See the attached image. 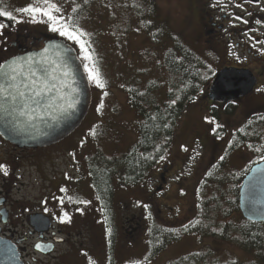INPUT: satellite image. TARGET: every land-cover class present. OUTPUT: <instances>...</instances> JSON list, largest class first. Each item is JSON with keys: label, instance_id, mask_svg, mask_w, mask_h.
<instances>
[{"label": "rangeland", "instance_id": "374dc122", "mask_svg": "<svg viewBox=\"0 0 264 264\" xmlns=\"http://www.w3.org/2000/svg\"><path fill=\"white\" fill-rule=\"evenodd\" d=\"M3 2L4 10L12 12L17 28L21 27L22 32L30 31L35 38L63 39L76 49L83 65L94 63L96 66L98 63L100 78L105 85L101 89L90 81L92 104L87 116L62 145L47 152L50 156L12 171L9 170L12 166L6 167L4 178L12 176L15 190L20 189L21 194L35 198L57 194L62 184L61 175L65 174L64 179L70 178L67 195L68 199L71 198L68 229L71 256L68 260L50 264H264V250L247 249L238 238L235 227L239 223L238 214L228 219V211L236 213L237 203L233 201L240 186L239 178L249 172L253 163L264 158V83L250 105L242 102L230 115H226L225 110L218 112L216 109L221 115L217 118L213 114L214 109L208 113L207 102L204 101L212 75L210 68L203 66L197 82L201 90L192 93V99L188 100L185 80L181 75L177 78L167 72L164 58L176 45L200 54V47L194 40V0H152L156 11H151L145 0H51L60 7L59 15L65 19L71 17L75 26L85 33L83 40L95 48L94 61H84L79 45L49 31L46 23L39 22V17L37 22H32L28 16L16 11L34 3V0ZM131 92L143 102L184 101L174 132L172 153L173 157L178 153L186 162L178 171L188 179L186 183H190L191 193L203 182V174L212 165L213 158L217 159L218 165L210 169L209 186L203 182L197 191L201 200L208 196L213 199V203H209V212L214 218L216 235L213 234L211 252L204 249L194 251L190 243H171L176 232L164 230L153 222L145 229L144 214L148 212L144 208L147 206L145 190L156 181L161 163L158 161V165L145 171L137 183H130L128 173L124 171L127 155L138 148L140 115L130 102ZM98 107L101 109L99 112ZM195 131L203 136L201 143L191 141ZM239 134L245 137L246 142L229 148L232 138L237 140ZM214 146L216 150L211 158ZM182 147L188 150L180 155ZM10 152L9 145L0 139V159ZM33 164L36 167H32ZM12 165H15L14 161ZM98 170L116 171L115 180L108 178L109 190L105 194L109 195L108 201L114 197L118 213H114L113 226L105 219L101 223L99 216L95 218L99 221V230L88 229L85 232V223L92 216L91 207L95 205L92 181ZM169 197L171 202H177L174 189ZM181 201L187 205L190 198L186 196ZM126 205L128 211L123 209ZM154 215L157 216L156 209ZM109 216L110 213L106 215ZM121 221L123 228H120ZM260 224L264 240V222ZM127 226L134 227L135 233L125 231ZM73 249L77 250L76 254ZM81 250L83 257L80 256Z\"/></svg>", "mask_w": 264, "mask_h": 264}, {"label": "flooded vegetation", "instance_id": "af4514ba", "mask_svg": "<svg viewBox=\"0 0 264 264\" xmlns=\"http://www.w3.org/2000/svg\"><path fill=\"white\" fill-rule=\"evenodd\" d=\"M3 1L0 0L4 5ZM193 6L196 9V11L193 9L196 14V21L194 22L196 37L194 40L198 43L201 51L198 55L193 53L191 49L188 50H191L195 64L210 68L211 83L216 74L223 69H247L257 81L251 94L232 103H213L208 100L207 93L204 101L207 102L208 113L213 109H217L218 112L225 109L235 111L242 102L250 105V101L253 100L254 95L264 83V0H194ZM0 8L4 9V6ZM13 22L12 27L0 28V63L18 54L40 49L43 42L49 37H32L30 31L22 32L21 27L17 28V22ZM175 76L179 77L180 74ZM210 84L207 90H209ZM254 108H258V106H254ZM215 121H217L216 118ZM193 133L191 141L201 143L203 136L198 131ZM69 137L54 145L36 149H20L0 137L3 142L9 145L11 150L10 153H5V156H1L0 164H4L6 167L12 166L9 169L12 171L16 167L20 168L35 163L39 158L50 156L47 155V152L62 145ZM213 145H215L214 142ZM174 146L173 135L168 149L158 160V164L161 163V166L157 163L154 165L160 167L156 181L150 183L145 190L147 206L144 208L148 211L144 214L146 216L144 217L145 229L148 228L150 222H153L164 230L176 232L173 241H170L171 243L187 245L190 243L194 251L204 249L211 252L214 245L213 234L216 235L214 233V218L209 212V203H213V199L208 196L207 199L201 200L197 191L199 192V187L203 186V182L206 183V186H209L211 182L209 178L210 169L218 165L216 164L217 159L213 158L212 155L216 147L214 146L211 151L213 163L204 172L203 182H200L196 191L191 193L190 183H186L188 179L179 175L178 171L186 162L177 155L178 153L173 157ZM187 150V147H182L179 151L180 155L186 154ZM8 159H10L9 162ZM12 161L15 162V165H12ZM33 165L32 167H36V164ZM103 172L106 173L107 178L113 177L115 180L116 171ZM64 176L65 174L61 175L62 184L58 187L57 194L35 198V196L21 194L20 189L15 190L12 176L6 179L4 173L0 172V243L14 251L19 264H42V262H49L50 264L70 258L71 249L68 237L70 232L68 229L71 204L67 195L70 178L67 176L64 179ZM92 186L95 205L91 204L93 214L85 223V232H88V229L99 230V221L95 219L99 216H101V223L105 219L110 222L109 225L113 226L114 213L115 215L118 213V206L113 200L114 197L108 201L109 195L99 192L100 186L95 179L92 181ZM172 189L175 190L177 202H171L169 197ZM238 191L239 188L233 201L237 203V209L233 207L236 213L232 210L228 211V219L232 215L238 214L239 223L235 227H237L238 238L244 243L246 220L243 219L238 208ZM186 196L190 198V201L184 205L181 200L186 199ZM123 209L128 211L129 207L126 205L123 206ZM154 209H156L157 216L154 215ZM109 213L110 216L106 217ZM126 222H129L128 219ZM123 226L121 221L120 228ZM129 226L125 228V231H134L135 233V228H129ZM225 226L228 228V225ZM224 229L226 230V228ZM220 236L222 237V235ZM186 241L188 243H185ZM129 245L133 246L134 243H129ZM73 250L76 254L77 250ZM81 254H84L82 250L80 256H82ZM82 259L81 261H83ZM206 262L209 263L210 260H206Z\"/></svg>", "mask_w": 264, "mask_h": 264}, {"label": "water", "instance_id": "95a60500", "mask_svg": "<svg viewBox=\"0 0 264 264\" xmlns=\"http://www.w3.org/2000/svg\"><path fill=\"white\" fill-rule=\"evenodd\" d=\"M29 56L33 58L34 70L37 71L34 90L39 91L41 81H44L51 91L46 89L38 97L42 101L40 105H31L35 111L30 113V120L0 110V137L20 149L45 148L64 140L79 128L92 101L90 82L83 63L65 40L49 38L40 49L13 57ZM65 71L69 73L67 77L63 76ZM256 82L247 69H223L213 79L207 97L213 103H231L251 94ZM28 83H32L31 77ZM53 84L56 88H52ZM22 90L31 94L30 89ZM61 96L65 99H60ZM68 104L72 107H68ZM238 208L247 222H264V160L254 164L243 178L238 191ZM0 264H19L14 251L1 243Z\"/></svg>", "mask_w": 264, "mask_h": 264}, {"label": "trees", "instance_id": "16d2710c", "mask_svg": "<svg viewBox=\"0 0 264 264\" xmlns=\"http://www.w3.org/2000/svg\"><path fill=\"white\" fill-rule=\"evenodd\" d=\"M145 2H147V4L152 8L151 11H156L153 7L152 0H145ZM2 6L3 4H1L0 2V7ZM3 22L7 27H12L14 23L12 20L6 17H0V23L3 24ZM150 30H152V28ZM88 48L89 52L91 53L90 55L93 58L95 48L91 45H88ZM171 49L172 50L168 51L165 54L164 66L165 68H167V72L172 76L176 74H180L182 76V78L185 80V89H187L186 91H188V100H191L192 93H196L201 90L197 83L201 66L195 64L192 53H190L189 50L183 45H176ZM96 68L99 70L98 63L96 65ZM186 83H188V86L186 85ZM129 96L130 102L138 110L140 121L138 124V148L132 151L131 154L127 155L124 171L125 173H128V180H130V183H137V181H139L143 177L145 171L153 167L158 162L161 155L168 149L176 127L179 123L178 121L182 115L185 104L184 101H177L175 103L167 102L164 104H158L152 101L143 102L141 99L137 98V95L134 92L129 93ZM213 111L215 117H221L218 112H216L215 110ZM225 111L227 113L226 115H230L233 112V110L228 109H225ZM244 138L245 137L241 134L238 135L237 140L232 138V146H230L229 148H232L233 145L246 142L244 141ZM260 160L262 161L264 160V158ZM258 162L260 161L253 163V165ZM98 171L99 172H97V174H94V179L100 186L98 188L99 192L101 194H105L109 190L108 178L105 175L106 173L101 170ZM242 179L243 176L239 178L240 184ZM260 228V223H252L247 221L245 222L244 243L247 249L264 250V240L261 237L262 234ZM253 264L256 263L253 262Z\"/></svg>", "mask_w": 264, "mask_h": 264}, {"label": "snow or ice", "instance_id": "6c2138e0", "mask_svg": "<svg viewBox=\"0 0 264 264\" xmlns=\"http://www.w3.org/2000/svg\"><path fill=\"white\" fill-rule=\"evenodd\" d=\"M16 11L28 16L32 22H37V18L39 17V22L46 23L49 31L58 33L66 40L79 45L84 61H91L93 59L89 54L87 41L83 40L85 33L75 26L71 17L65 19L62 15H59L61 9L56 3L51 2V0H34V3L18 8ZM73 11H76V9L73 8ZM0 17H6L16 21V17L12 12L2 8H0ZM237 19H239V17H237ZM3 27H5V25L0 23V28ZM84 68L88 80L94 82L97 87L103 89L105 85L100 78V73L95 64L93 63L91 66L85 64ZM68 75L69 73L67 71L63 72L64 77ZM30 77L32 78L31 84L28 83ZM36 80L37 71L34 70V62L31 56L27 58L13 57L10 61L0 63V110L7 112L11 116L27 117L30 120V113L35 111V109L31 108V105H40L42 101H40L38 97L47 89V84L41 81L42 87L39 91H35L34 85L36 84ZM22 88L30 89L31 94L23 91ZM52 88H56V85L53 84ZM47 90L51 91V89ZM57 91H59V89H57ZM60 99H65V97L61 96ZM173 103H175V101H173ZM49 107H51V105H49ZM68 107H72V105L68 104ZM100 110V107H98L97 111L99 112ZM221 159H223V157H221ZM0 172L7 175V169L4 164H0ZM61 222H63V220H61ZM37 247H39V245H37Z\"/></svg>", "mask_w": 264, "mask_h": 264}, {"label": "bare ground", "instance_id": "6f19581e", "mask_svg": "<svg viewBox=\"0 0 264 264\" xmlns=\"http://www.w3.org/2000/svg\"><path fill=\"white\" fill-rule=\"evenodd\" d=\"M63 40V39H62ZM43 46V45H42ZM72 46V45H71ZM73 47V46H72ZM74 48V47H73ZM75 49V48H74ZM75 51H76V49H75ZM76 53H77V51H76ZM78 55V54H77ZM79 57V56H78ZM82 62V61H81ZM170 70V69H169ZM88 77V76H87ZM90 82V81H89ZM91 87V86H90ZM92 92V91H91ZM91 104H92V101H91ZM91 106V105H90ZM89 112V111H88ZM88 114V113H87ZM87 116V115H86ZM84 121V120H83ZM75 132V131H74ZM74 132L72 133V134H74ZM71 134V135H72ZM69 137V136H68Z\"/></svg>", "mask_w": 264, "mask_h": 264}]
</instances>
